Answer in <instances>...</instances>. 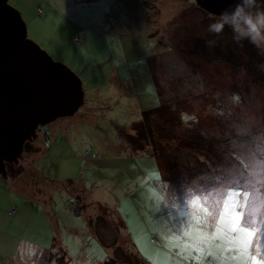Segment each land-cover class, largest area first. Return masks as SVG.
<instances>
[{"label":"rangeland","instance_id":"374dc122","mask_svg":"<svg viewBox=\"0 0 264 264\" xmlns=\"http://www.w3.org/2000/svg\"><path fill=\"white\" fill-rule=\"evenodd\" d=\"M92 2L7 0L20 14L27 40L71 71L84 94L73 116L38 127L31 143L42 153L48 149L44 139L51 142L53 132L62 131L53 135L52 154L22 152L9 169L26 172L28 195H18L17 202L28 210L21 236L49 252L31 246L16 264H55L56 257L61 264L62 254L68 264H102L115 247L99 243L90 230L88 219L97 215L113 232L121 222L117 247L145 264H239L227 236L222 241L213 233L229 191L243 185L241 199L244 190L257 206L264 199V50L237 42L228 26L210 32L217 17L196 0ZM256 5L264 10V0ZM161 105L150 125L166 129L154 131L162 141L154 142L162 151V172L153 150L132 152L122 136L134 134L130 128L143 112ZM0 176V192L15 195L9 185L16 176ZM78 198L87 208L73 216L68 207ZM256 219L255 227L264 228L261 216ZM170 237L192 245L183 257ZM258 242V259L264 260L260 232L250 252L256 255Z\"/></svg>","mask_w":264,"mask_h":264},{"label":"water","instance_id":"95a60500","mask_svg":"<svg viewBox=\"0 0 264 264\" xmlns=\"http://www.w3.org/2000/svg\"><path fill=\"white\" fill-rule=\"evenodd\" d=\"M238 2L196 0L215 17ZM82 104L77 77L27 40L20 14L0 0V174L5 175L6 163L18 162L38 127L73 116Z\"/></svg>","mask_w":264,"mask_h":264},{"label":"snow or ice","instance_id":"6c2138e0","mask_svg":"<svg viewBox=\"0 0 264 264\" xmlns=\"http://www.w3.org/2000/svg\"><path fill=\"white\" fill-rule=\"evenodd\" d=\"M251 167V165H249ZM243 185L235 191H229L223 201V208L219 212V219L216 223V228L213 233V238L221 239L223 241L224 236H227V242L234 245L233 248H229V251L234 250L237 257L240 258L239 264H264V260L258 259L261 255L262 245L257 243V253L252 255L250 249L252 247L253 238L258 232L261 234V240L264 241V228L258 229L255 227L257 223V215L261 216L260 223L264 225V213L261 209H264V199H261L259 206H257V200L254 198L253 193L248 190L243 191L241 199V189ZM230 202V203H229ZM236 209H239L237 211ZM248 210L247 213L245 210ZM204 212L208 215H213L209 212L208 208L204 209ZM247 215V219H245ZM199 231V230H198ZM187 235V233H185ZM206 234L201 233L202 242L206 243ZM170 241H174L172 246L178 248L177 255L183 257L184 251L191 247L187 242H182L179 237L168 238ZM198 248L199 246L196 245ZM211 255V253H209Z\"/></svg>","mask_w":264,"mask_h":264},{"label":"trees","instance_id":"16d2710c","mask_svg":"<svg viewBox=\"0 0 264 264\" xmlns=\"http://www.w3.org/2000/svg\"><path fill=\"white\" fill-rule=\"evenodd\" d=\"M255 4H257V2ZM39 11H41V10H39ZM40 13L41 12H39V14ZM251 48H252L253 52L260 50L257 47H255L253 44L251 45ZM83 103H84V99H83ZM163 110H164V105H161L160 107H158L154 110L143 112L142 120L139 122L133 123L131 128H130V130H132L134 132V134H131V135L126 134L125 135L126 132L122 133V136H124L126 144L129 146V148L132 150V152H142V151L147 150V149H150L151 151L153 150L154 151V153H153L154 157L157 158L156 160H157V163L159 165L158 167L160 168V170H161L160 166L163 163L158 159V157L160 155H162V151H160V153L157 151V149L154 147V145H155L154 142L162 143V141H161V139L154 138V135H155L154 131H156L157 135H158L163 130H166V129L162 125H160L158 128L159 129L158 131L154 130L150 125V120L156 121L155 119L158 117V115L160 113L163 112ZM44 132H46V133H44ZM168 132L171 133L170 131H168ZM42 133L45 137L48 135L47 130L43 131ZM166 134H168V133H166ZM43 143H44V145H48L49 139L45 138ZM165 151H166V146H165ZM23 152H26V153L34 152V149H33L31 142L26 141L24 143ZM209 158L210 157H207V159H209ZM11 167L12 168L14 167L13 164H7L6 165L5 174L8 173L12 176H17L21 173L22 168L19 169L17 167V171H14V170L10 171L9 169ZM161 172H162V170H161ZM79 205H80V199L78 198L76 200V202L70 204V207H68L70 214H72L73 216H79L87 208V205H82V206H79ZM88 222H89L90 230L92 231L93 235L95 236L96 240L99 243L103 244L105 247H110V246L115 247V249L113 250L112 257L108 258L102 264H136V263L137 264H145L138 257L135 258L136 260L132 259L126 253V251H124V249L121 247V245L119 247H117L118 242H120V240H121L120 235H119V229H121V227H123V225L121 224L120 221H119L120 226H118L119 229L116 230V228L114 227L115 234L113 232L112 227L108 224L109 221L101 215L100 216L97 215L94 219L89 217ZM99 222H103V223L107 224V227L102 228L101 226L98 225ZM104 231H105V233H108V236L106 234H104ZM52 257L53 256L50 255V259ZM60 258L62 260L61 264H68V261H66V258L63 254L60 256ZM54 261H56L55 264H59L58 257H56Z\"/></svg>","mask_w":264,"mask_h":264},{"label":"crops","instance_id":"0c3cea01","mask_svg":"<svg viewBox=\"0 0 264 264\" xmlns=\"http://www.w3.org/2000/svg\"><path fill=\"white\" fill-rule=\"evenodd\" d=\"M48 1H53L54 3L60 6L68 5L66 2H69L72 5L78 6L82 2L90 1L91 3H93L92 1H100V0H48ZM83 99H84V94H83ZM57 132L61 133L62 131L58 128L57 130H55V132H53V134L51 135V142L49 141L48 145H46L48 146V149H44V153H42L41 149L36 148L35 145L32 143V146L35 148L36 151L33 153H30V155L33 156L34 154L38 153L39 155H42V156H46V157L50 156L55 146L53 135L54 134L56 135ZM48 135H49V132H48ZM68 146L72 147V145H70L69 143H68ZM39 152H41L42 154H40ZM25 173H26L25 169L22 168L21 173L17 175L13 179L11 185H9V186H12V188H14V190L16 191L15 195L10 193L7 197V192H4V191L0 192V264H16V262L18 263L19 261L17 257L18 254L20 252L22 254L26 253L27 248L31 249V246L33 249H39V253L41 252V250H43L42 251L43 254L49 253V252H44L47 249L45 248V246L39 245L40 242H31L30 240L26 241L25 237L21 236L22 235L21 232L23 229L22 220L28 216V215H25V212H28V210L26 208L23 209L21 206H19L17 202H18V195L20 196L19 198H22V199L26 198V196L28 195V192L25 191L24 185L22 184L23 176H25ZM2 178L4 177L0 176V180ZM2 183L3 181H0V187L3 188ZM32 190L36 191L37 194L39 193L38 189L36 190L35 187ZM50 205L51 203L49 204V207ZM14 207H16V213L11 214V210ZM51 243L52 241L50 242V244ZM53 245H55L54 240H53L52 246Z\"/></svg>","mask_w":264,"mask_h":264},{"label":"clouds","instance_id":"9594fccd","mask_svg":"<svg viewBox=\"0 0 264 264\" xmlns=\"http://www.w3.org/2000/svg\"><path fill=\"white\" fill-rule=\"evenodd\" d=\"M228 26L233 31V38L237 41L248 40L258 49L264 44V10H261L255 0H239L233 8L223 11L208 30L215 34L223 32Z\"/></svg>","mask_w":264,"mask_h":264},{"label":"built area","instance_id":"2783aa9c","mask_svg":"<svg viewBox=\"0 0 264 264\" xmlns=\"http://www.w3.org/2000/svg\"><path fill=\"white\" fill-rule=\"evenodd\" d=\"M39 12H41V11H39ZM81 39L79 38V37H75L74 39H73V42H76V43H81ZM44 133H46V132H44ZM15 211L14 210H11V213H14ZM152 240H154V239H152Z\"/></svg>","mask_w":264,"mask_h":264},{"label":"flooded vegetation","instance_id":"af4514ba","mask_svg":"<svg viewBox=\"0 0 264 264\" xmlns=\"http://www.w3.org/2000/svg\"><path fill=\"white\" fill-rule=\"evenodd\" d=\"M38 130V129H37ZM6 165H7V163L5 164V170H6Z\"/></svg>","mask_w":264,"mask_h":264}]
</instances>
